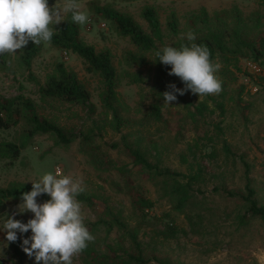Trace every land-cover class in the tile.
Returning a JSON list of instances; mask_svg holds the SVG:
<instances>
[{"label":"rangeland","instance_id":"obj_1","mask_svg":"<svg viewBox=\"0 0 264 264\" xmlns=\"http://www.w3.org/2000/svg\"><path fill=\"white\" fill-rule=\"evenodd\" d=\"M92 1L133 16L145 29L148 26L142 16L143 9L154 7L163 25L166 44L187 35L188 17L202 7L210 15L234 7L248 16L260 10L258 0H77L80 10L89 17L87 24L80 25L82 39L98 51H109L116 68L123 130L114 129L112 113L102 101L103 78L98 72L89 71L78 54L58 49L51 43L44 44L32 70L41 84L55 73L58 63L76 72L91 94L94 113L81 102L43 94L39 85L28 79L21 60L22 50L15 55L6 54L7 65L0 63V94L15 97L21 83L24 94L35 102L38 114L57 123L73 137L71 143L63 144L54 133L31 135L27 112L23 110L17 124L0 129V141H11L21 150L17 158H0V189L32 185L46 173L55 174L57 168L82 180L85 191L77 199L82 204L85 225L95 237L89 244L101 253L106 250L105 244H115L118 240L132 248L130 239L122 236L123 231L117 225L109 230L103 221L118 215L130 228L138 225L140 218L132 205V195L137 190L154 202L153 208L146 210L150 221L139 232L141 241H151L148 256L155 251L175 264H264V223L255 220L247 228H237L233 218L238 201L223 192L224 187L244 191V160L250 165L256 197L264 204V66L255 63L260 68L256 71L249 65L250 60L241 58L240 69L232 68L233 75L223 71L222 63H217L220 68L215 75L222 82V91L215 96L224 103V113L215 110L192 116L191 112L202 101H207L210 109L216 102L209 95L199 97L189 90L184 95L176 93L178 99L171 105L162 100L163 119L155 121L146 117L151 102L157 98L155 53L140 49L129 37L121 35L112 22L94 14L89 5ZM63 3L64 0H53L51 6L62 7ZM171 14L178 19L179 36H174L167 27ZM67 16L68 13L63 14V21ZM61 23L54 27L58 29ZM170 84L184 88L179 81ZM240 85L244 86L242 92ZM123 135H127L129 143L145 150L162 171L168 168L177 173H201L193 186L196 208L205 215L201 232H191L184 213L175 207L176 196L170 192L178 180L186 179L153 175L134 165L124 148ZM150 141L157 143V150ZM225 142L232 154L226 153ZM213 148L216 151L211 156ZM24 192L2 197L7 209L0 213V264H36L34 256L25 253L20 258L14 254L2 231L7 216L13 213L15 219L24 223L34 218L31 212L19 213ZM49 199L42 194L37 202ZM169 222L179 229L174 238L165 239L151 232L152 228H162ZM17 235L23 245V239L32 233L29 230ZM73 264H84L83 255L74 257Z\"/></svg>","mask_w":264,"mask_h":264},{"label":"trees","instance_id":"obj_2","mask_svg":"<svg viewBox=\"0 0 264 264\" xmlns=\"http://www.w3.org/2000/svg\"><path fill=\"white\" fill-rule=\"evenodd\" d=\"M51 7L53 0H48ZM260 10L254 12L251 16L245 15L238 8L231 10H220L213 14H209L205 7L194 11L188 17L187 33L195 34L194 41H188L187 35L178 38L172 44H166L165 34L162 22L159 18L157 10L152 6L143 9L142 16L147 22L145 29L133 16L118 11L114 8L100 5L94 1L89 5L94 14L112 22L116 30L123 36L129 37L132 42L144 51L155 53V66L158 71L156 99L150 104V108L146 117H150L155 121H161L162 103L164 100L163 93L170 91L168 87L171 81H179L184 87L181 79L175 75H169L171 71L170 65H164L156 56L157 51H161L166 46H172L180 49L182 45L196 43L205 45L209 49L210 59L214 64L222 63L223 71L234 75L232 68L240 69L238 62L241 58H246L260 66H264V0H258ZM167 27L174 36L181 33L178 19L175 14H171L167 21ZM54 47L66 51H72L78 54L87 66L89 71L98 72L104 81V91L102 93V101L104 106L112 113L114 129L122 131L125 125L124 119L119 108V98L117 91V71L113 64L111 54L107 50L98 51L96 48L86 43L81 37L80 25L72 21V14L69 12L67 18L61 23L54 32L50 42ZM44 43L35 45L33 42L22 49L21 60L28 71V79L39 85V90L50 97L69 101L81 102L89 110L90 113L95 112V105L91 101V94L85 84L80 80L77 73L69 70L63 63H58L55 73L50 75L44 84H41L38 77L34 74L33 62L41 54ZM0 63L7 65L6 54L0 55ZM261 72V71H260ZM19 93L15 97H6L0 94V129H9L17 124L22 115V111L27 113V122L30 125V134L54 133L59 142L69 144L72 142L73 135L69 134L64 128L53 121H49L41 117L36 108L35 102L27 97L23 90L24 86L20 83ZM241 92L244 86L240 85ZM240 93V92H239ZM177 95V94H176ZM178 99V96H177ZM176 99V100H177ZM209 99L216 102L215 107L210 109L207 101H202L195 107V112H191L192 116L204 115L206 111L213 112L220 110L225 112V105L222 101H217V96L209 95ZM241 99H239L240 101ZM123 145L133 160L134 165L141 166L153 175H165L173 178L182 177L186 181L178 180L170 191L176 196L175 207L184 213L185 218L190 226L191 232L198 234L205 227L203 218L205 215L196 208V195L194 184L201 178V173H177L166 168L163 171L158 165L153 163L148 153L141 149L139 145H133L127 141V135H123ZM153 149L157 150V143L150 141ZM227 154H232L230 146L224 143ZM213 148L209 155L215 154ZM21 153L20 147L11 141H0V158H17ZM244 167L245 186L243 192L223 188V192L229 197L238 201V208L235 212L233 223L237 228H247L255 220L264 223V204H260L257 199V191L253 187L250 178V165L246 161H242ZM32 185L24 187H10L8 189H0V213L7 209L6 203L3 201L4 196H13L17 192L31 191ZM47 198L48 195L44 194ZM132 205L136 211L140 222L133 228L122 221L118 215H112V218L103 221L109 230L116 225L122 230V236L130 239L132 248L126 247L121 240L115 244H105V252L101 253L93 244L81 253L83 255L84 264H148L155 261L158 264H175L171 258L162 257L151 252V241L145 243L139 239V232L147 220L150 219L146 210L153 208L154 202L145 197L141 192L135 191L132 195ZM150 221V220H149ZM154 234L158 233L165 239L174 238L178 235L179 229L173 222L166 223L162 228H152ZM18 236V235H17ZM153 236L151 237L152 240ZM10 249L14 254L23 258V251L20 238L16 242H9ZM1 261V258H0ZM181 264V263H179Z\"/></svg>","mask_w":264,"mask_h":264},{"label":"clouds","instance_id":"obj_3","mask_svg":"<svg viewBox=\"0 0 264 264\" xmlns=\"http://www.w3.org/2000/svg\"><path fill=\"white\" fill-rule=\"evenodd\" d=\"M72 14V21L85 25L89 21L86 12L80 10L77 0H64L63 6H49L48 0H0V55H15L29 42L35 45L50 44L54 26L63 22L64 13ZM195 34L187 33V40L194 41ZM207 46L191 43L180 49L166 46L156 52L158 60L170 65L169 75L181 79L184 88L170 84V91L162 95L164 103L171 105L176 93L191 91L198 96L218 95L222 82L215 73L220 65L210 59ZM85 191L83 181L65 175L57 168L38 182H32V190L21 195L19 213L31 212L34 218L27 223L15 219L16 213L7 216L3 229L8 242H16L17 233L32 235L23 239V251L35 257L36 264H73L95 237L85 225L82 204L77 197ZM47 194L50 199L38 203L37 197Z\"/></svg>","mask_w":264,"mask_h":264},{"label":"built area","instance_id":"obj_4","mask_svg":"<svg viewBox=\"0 0 264 264\" xmlns=\"http://www.w3.org/2000/svg\"><path fill=\"white\" fill-rule=\"evenodd\" d=\"M249 65L256 71L260 70V68L255 63H252L251 61L249 62Z\"/></svg>","mask_w":264,"mask_h":264}]
</instances>
